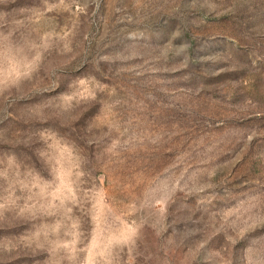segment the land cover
Segmentation results:
<instances>
[{"label":"rangeland","instance_id":"rangeland-1","mask_svg":"<svg viewBox=\"0 0 264 264\" xmlns=\"http://www.w3.org/2000/svg\"><path fill=\"white\" fill-rule=\"evenodd\" d=\"M0 264H264V0H0Z\"/></svg>","mask_w":264,"mask_h":264}]
</instances>
